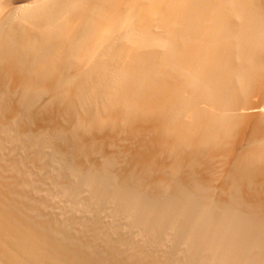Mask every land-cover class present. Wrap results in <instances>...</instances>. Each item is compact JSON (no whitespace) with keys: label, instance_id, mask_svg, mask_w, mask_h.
<instances>
[{"label":"bare ground","instance_id":"bare-ground-1","mask_svg":"<svg viewBox=\"0 0 264 264\" xmlns=\"http://www.w3.org/2000/svg\"><path fill=\"white\" fill-rule=\"evenodd\" d=\"M0 264H264V0H0Z\"/></svg>","mask_w":264,"mask_h":264}]
</instances>
